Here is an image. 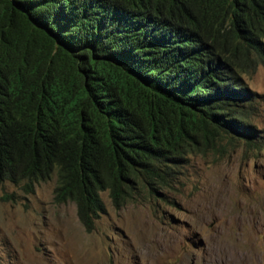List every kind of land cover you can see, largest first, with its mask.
<instances>
[{
  "label": "trees",
  "instance_id": "16d2710c",
  "mask_svg": "<svg viewBox=\"0 0 264 264\" xmlns=\"http://www.w3.org/2000/svg\"><path fill=\"white\" fill-rule=\"evenodd\" d=\"M263 36L264 0H0V181L54 175L90 231L102 191L118 209L188 154L264 148L241 78Z\"/></svg>",
  "mask_w": 264,
  "mask_h": 264
},
{
  "label": "rangeland",
  "instance_id": "374dc122",
  "mask_svg": "<svg viewBox=\"0 0 264 264\" xmlns=\"http://www.w3.org/2000/svg\"><path fill=\"white\" fill-rule=\"evenodd\" d=\"M241 78L264 134V66ZM178 169L158 198L116 209L100 192L105 212L90 231L71 201H54V175L31 191L0 181V264H264V148L236 141Z\"/></svg>",
  "mask_w": 264,
  "mask_h": 264
}]
</instances>
